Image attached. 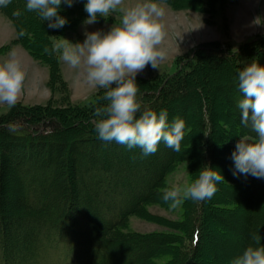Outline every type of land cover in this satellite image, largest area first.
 I'll return each instance as SVG.
<instances>
[{"label": "trees", "instance_id": "trees-1", "mask_svg": "<svg viewBox=\"0 0 264 264\" xmlns=\"http://www.w3.org/2000/svg\"><path fill=\"white\" fill-rule=\"evenodd\" d=\"M186 2L210 14L219 7V0ZM67 7L62 2L60 16ZM0 9L18 31L14 41L42 62L44 57L33 46L34 40L43 33L50 41L54 29L37 13L26 10V0H11ZM15 11L21 14L15 16ZM186 54L176 58L178 69L163 81L137 76L138 98L142 109L167 110L169 123L183 118L185 131L195 119L193 175L197 178L210 164L224 177L217 184L224 207H212L222 213H215L218 226L234 237L215 240V252L216 258L232 261L252 243L253 234L264 237V179L233 174L231 153L235 146L206 150L204 144L213 134L212 109L218 99L235 109L237 129L227 141H236L238 135L255 137L250 127L241 124L238 73L253 60L264 64V36L235 49L208 42ZM104 93L62 116L48 114L54 109L48 104L21 103L14 105L18 109L0 116V264H161L158 259L163 252L177 243V226L148 234L120 230L131 215L159 200L161 185L179 152L161 142L155 154L143 156L139 148L100 140L94 115L98 107L107 104ZM212 200L183 202L177 215L189 219L193 254H178L177 259L164 264H203L194 254L203 237L200 218ZM240 206L246 207V214L239 213Z\"/></svg>", "mask_w": 264, "mask_h": 264}, {"label": "clouds", "instance_id": "clouds-1", "mask_svg": "<svg viewBox=\"0 0 264 264\" xmlns=\"http://www.w3.org/2000/svg\"><path fill=\"white\" fill-rule=\"evenodd\" d=\"M62 2L72 6L73 0H26V10L35 12L48 22L50 29L66 24L59 15ZM125 0H87L86 24L105 19L117 10L123 13L121 22L107 31L85 32L82 42L62 40L53 45V51L61 53L64 62L73 68L83 66L89 82L104 89L106 106L95 110V132L100 140L115 141L129 149H141L143 156L156 153L163 142L174 151L181 150L186 122L183 118L168 120L167 110L159 112L143 108L138 98L136 77L149 65L157 69L165 55L161 47L165 33L164 8L157 0H143L131 7H124ZM11 0H0V8H6ZM21 13L15 11L13 15ZM20 35H24L23 32ZM47 51V49L45 50ZM26 72L21 60L14 54L0 61V104L14 106L23 90ZM238 86L242 93L237 107L241 112V124L250 127L255 137H240L231 159L234 175H252L264 179V64L255 60L238 73ZM224 181L218 169L206 164L198 177L165 188L162 199L172 209L185 200L202 202L211 199L217 184ZM264 237L253 234L252 243L231 264H264Z\"/></svg>", "mask_w": 264, "mask_h": 264}, {"label": "rangeland", "instance_id": "rangeland-1", "mask_svg": "<svg viewBox=\"0 0 264 264\" xmlns=\"http://www.w3.org/2000/svg\"><path fill=\"white\" fill-rule=\"evenodd\" d=\"M169 1L157 0L165 11L163 22L166 35L161 45L165 55L159 60L157 69H153L149 65L137 76H154L153 79L160 80L162 78L163 81L168 74L174 73L178 69L176 58L200 44L218 41L230 49H235L254 37L264 36V0H219L218 9L211 11V14L193 8L192 3H187L186 0ZM86 2L87 0H73L72 6H68L65 12L63 11V17L66 18L67 22L63 27L54 29L50 36L51 42L43 33L36 35L33 46L35 45L38 53L43 55L42 62L25 46L14 41L18 37V31L13 22L0 9V61L6 59L10 53H14L21 60L26 72L22 94L16 104L21 103L30 106H46L48 104L50 105L48 107L54 108L48 114L56 113L62 116L77 110L81 104L93 101L95 94L105 92L104 89L98 88L88 81L83 66L73 68L64 62L59 51H53V45L59 41L82 42L85 39L86 31H107L111 26L121 22L123 13L117 10L106 19L98 16L96 23L86 24L88 14L84 7ZM141 2L143 0H125L124 7H131ZM196 4L200 5L201 3L197 2ZM67 11H72L74 14L67 15ZM34 37L32 38L34 39ZM46 49L47 51H45ZM47 60H52L49 62L51 65H48ZM157 74L158 76H156ZM15 107L18 106L0 104V116L9 113ZM234 111L235 109L224 100L218 99L214 102L212 109L213 131L211 130L213 134H211L210 140L209 138L205 139L208 141L204 144L206 150H209L211 146H214L215 149L221 146H235L240 137L246 136L238 135L236 141H227L229 134L237 129L235 128L237 121L234 117ZM194 120L193 118L189 123L193 126H189L190 128L185 131L187 141L184 140L185 143H181L179 156L171 166L167 179L161 185L160 194H158L159 200L148 206L144 205L140 213L131 215L120 229L125 234H148L166 232L170 230L169 226L179 227L180 230L174 231L178 234L177 243L174 247L163 252L158 259L161 264L177 259L176 257L181 253L193 254L194 248L188 239L191 229L189 219L187 217H184L187 219H181L177 214L182 206L172 209L169 203L162 199V192L172 184H182L186 180L195 179L191 159L194 158L196 151L194 149L196 140ZM68 123L69 121L66 124ZM183 153H185V157ZM212 198L214 200L208 202L209 209L204 213L202 212L200 218L203 237L194 258L203 264H231L229 260L224 261V258H219V256L216 258L215 244L217 243L215 240L221 237L231 239L234 236L220 228L215 221V213H222L216 211V207L212 206L222 205L224 207V201L221 200L219 191ZM237 208L239 213L246 214L245 206ZM181 221L179 226L176 225ZM171 222L172 224H170Z\"/></svg>", "mask_w": 264, "mask_h": 264}]
</instances>
